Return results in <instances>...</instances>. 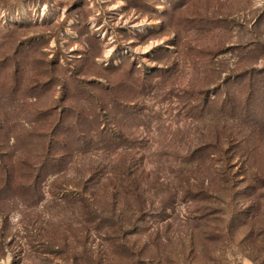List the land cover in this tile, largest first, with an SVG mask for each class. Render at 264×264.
<instances>
[{
	"label": "rangeland",
	"instance_id": "1",
	"mask_svg": "<svg viewBox=\"0 0 264 264\" xmlns=\"http://www.w3.org/2000/svg\"><path fill=\"white\" fill-rule=\"evenodd\" d=\"M0 264H264V0H0Z\"/></svg>",
	"mask_w": 264,
	"mask_h": 264
},
{
	"label": "trees",
	"instance_id": "2",
	"mask_svg": "<svg viewBox=\"0 0 264 264\" xmlns=\"http://www.w3.org/2000/svg\"><path fill=\"white\" fill-rule=\"evenodd\" d=\"M120 137H121V134H120ZM207 147H209V146H207ZM207 147H206V148H207ZM220 176H221L222 178L224 177V179L221 180L222 183H224V184H226V185L228 186V179H227L226 171H222V173H221ZM207 188H208V185L206 184L205 189L208 190ZM202 189H203V188H202Z\"/></svg>",
	"mask_w": 264,
	"mask_h": 264
}]
</instances>
